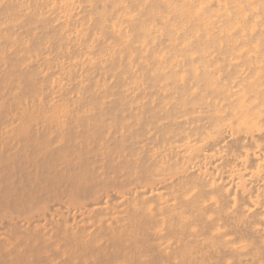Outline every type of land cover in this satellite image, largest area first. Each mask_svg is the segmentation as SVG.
Masks as SVG:
<instances>
[{"label":"bare ground","instance_id":"6f19581e","mask_svg":"<svg viewBox=\"0 0 264 264\" xmlns=\"http://www.w3.org/2000/svg\"><path fill=\"white\" fill-rule=\"evenodd\" d=\"M0 264H264V0H0Z\"/></svg>","mask_w":264,"mask_h":264}]
</instances>
